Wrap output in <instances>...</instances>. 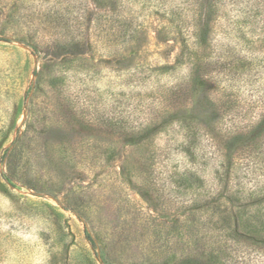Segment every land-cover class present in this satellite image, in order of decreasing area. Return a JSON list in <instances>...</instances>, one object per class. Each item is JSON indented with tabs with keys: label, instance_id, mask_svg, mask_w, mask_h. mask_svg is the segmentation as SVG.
Wrapping results in <instances>:
<instances>
[{
	"label": "rangeland",
	"instance_id": "rangeland-1",
	"mask_svg": "<svg viewBox=\"0 0 264 264\" xmlns=\"http://www.w3.org/2000/svg\"><path fill=\"white\" fill-rule=\"evenodd\" d=\"M199 14L210 24L200 48ZM0 27L39 45L42 74L32 121L27 108L16 121L37 78L25 55L0 48V264H94L66 201L113 264H173L226 246L215 264H264L252 240L264 236V136L228 148L264 115V0H0ZM87 35L83 54L50 57L57 41ZM191 56L211 71L219 121L196 126L189 147L180 125L162 123L191 103L180 89ZM28 128L33 147L17 151L13 181L9 152Z\"/></svg>",
	"mask_w": 264,
	"mask_h": 264
},
{
	"label": "trees",
	"instance_id": "trees-1",
	"mask_svg": "<svg viewBox=\"0 0 264 264\" xmlns=\"http://www.w3.org/2000/svg\"><path fill=\"white\" fill-rule=\"evenodd\" d=\"M199 21L197 22V27L195 26V37H196V44L198 47H202L207 40H209V32H210V24L206 22L203 18V15L199 14ZM71 28V27H69ZM90 35V34H89ZM87 35L84 40H80V38L73 37L71 39H64L62 41H57L55 45H53L52 52L49 54L50 57H53L55 59H59L61 57H66V56H72L76 57L83 52L78 51L79 47L83 45H88V40ZM16 36V37H15ZM29 36L26 35H11L8 37L7 35V29L4 27H0V48H4L7 50H10L12 52H15L17 54H23L26 56V65L27 68L29 69V74L36 76L37 82L36 84H31V88L25 93L24 98L21 101L20 106L17 109L16 112V121L17 119L21 116V114L24 112V109L27 108L28 111V123L32 121L33 119V110L30 109L31 106L34 102V99L36 97V93H38L41 89V84H42V74L37 71L35 68V65L32 64V57H38V54L40 51V47L37 43L32 42L33 39H29ZM15 42H19L23 45L24 48L18 47ZM90 42V41H89ZM90 46V45H89ZM92 46V45H91ZM26 49H29L31 52L30 54L25 51ZM48 54V53H47ZM204 58V57H203ZM183 57H178L177 65L175 67H171L170 65L162 66L159 70L161 74H166L171 70H174L176 66H180L184 64L183 62ZM198 62H202L199 58L197 57H189L188 64L190 66V72L189 75L187 76V82L186 85H183L185 87H181V91L187 94L188 99L190 100L191 103H189V106L182 108V109H177L174 110V112L170 113V121H163V126L167 123H172V124H178L182 128V144L185 143V145H189L191 147L192 145L190 144L191 142V135L192 132L196 129V126H202L204 128H209L212 126H215L218 123V106L216 102L213 100L212 96V87H211V81L210 79V72L209 70L205 69L203 72L200 69V65H198ZM36 90V91H34ZM186 97V96H185ZM29 108V110H28ZM41 127L46 131V123H43ZM29 129V128H28ZM32 129H29L24 133V137L21 139L20 137L17 138L16 142L14 143L13 149L9 152V161H8V179L10 180H18V177L13 171L12 167L13 165L15 166V162H17L16 159V154L17 151L21 148L25 147V142L29 141L30 146L31 141H33L30 132ZM45 131L40 132L39 140L43 142L41 144V148H46L48 142L47 134H45ZM264 136V115L261 118L259 122H257L253 127L249 129V132L247 134H239L237 135L233 140L230 141L228 148H233L238 145H246L252 142H256L258 140H261L262 137ZM37 144V141L35 142ZM40 148V149H41ZM29 149V148H28ZM38 150L41 152V150ZM37 151V152H38ZM22 152V151H21ZM27 153V152H26ZM1 182V181H0ZM77 189V188H76ZM75 189V190H76ZM65 207L68 209H71L74 211L78 218L82 220L85 224V237L89 240L92 249L95 251V261L101 262L103 264H113L110 261V258H112L114 251H112L111 247H108V245L105 243L101 244V242H104L103 238L98 237V239H94L92 236V233H90L87 229V227L90 225V222L88 220L87 215L81 211L80 206L74 205L73 203H69V201H66L64 203ZM225 207V205H224ZM52 208V207H51ZM230 219V218H229ZM233 220L236 222V218L233 216ZM238 226H239V220H238ZM95 231V227H92V232ZM233 235V234H232ZM236 238H239V241L241 240V237L238 236ZM235 238V240H236ZM98 240V241H97ZM234 240V239H230ZM252 240H254L256 243L264 245V236H256L252 237ZM231 241V242H232ZM121 241L118 240L117 243H120ZM238 242V241H237ZM100 245H99V244ZM229 246V245H228ZM228 247L226 246L223 251L219 250H210V253L208 254V257L204 255L205 253L202 252H197V253H184L185 255H180L179 260H177L173 264H215L216 261H218L219 256H217V253L224 254L227 250ZM264 248V247H262ZM261 250H264L262 249ZM108 249L110 252H108ZM205 250V249H204ZM118 251V250H117ZM206 251V250H205ZM91 255V253H90ZM91 257H87L88 262H92L93 260L90 259ZM94 261V264L96 262ZM89 263V264H90ZM91 263V264H92Z\"/></svg>",
	"mask_w": 264,
	"mask_h": 264
}]
</instances>
